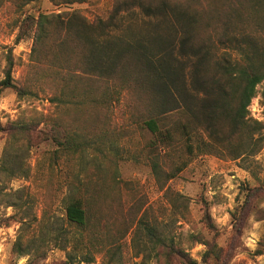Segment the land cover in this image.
I'll list each match as a JSON object with an SVG mask.
<instances>
[{
  "label": "rangeland",
  "instance_id": "obj_1",
  "mask_svg": "<svg viewBox=\"0 0 264 264\" xmlns=\"http://www.w3.org/2000/svg\"><path fill=\"white\" fill-rule=\"evenodd\" d=\"M115 2L0 0V81L12 49L13 81L24 91L0 86V264H186L173 253L168 256L174 248L198 264H264V81L248 106V116L261 123L250 129L256 128L254 147L236 156L229 140L218 144L209 137L202 109L215 96L196 89L202 55L179 50L183 26L170 15L147 16L134 7L123 11L100 39L150 47L153 35L170 40L173 51L154 53L169 52L191 93L202 122L194 132L195 153L186 152L178 135L171 146L158 144L153 150L151 143L158 140L144 124L151 117L150 98L135 87L114 92L110 104L81 111L51 100L69 93L65 81L76 87L90 82L79 62H86L85 46L76 47L69 62L33 57V18L40 12L61 13L66 27L76 11V30L107 18ZM188 2L203 10L198 34L212 39L214 58L264 62V0L226 23L212 14L223 7L222 17L233 16L236 6L228 0ZM225 29L228 34L221 38ZM40 50L49 51L46 46ZM95 88L103 91L105 83ZM178 97L175 109L164 116L167 126L187 118ZM53 135L82 141L86 150L65 152ZM155 153L162 172L158 179L151 167ZM183 161L186 167L176 172ZM74 186L87 191L86 227L66 216ZM151 225L168 239L158 256L146 230ZM209 248L219 257L205 260Z\"/></svg>",
  "mask_w": 264,
  "mask_h": 264
},
{
  "label": "trees",
  "instance_id": "obj_2",
  "mask_svg": "<svg viewBox=\"0 0 264 264\" xmlns=\"http://www.w3.org/2000/svg\"><path fill=\"white\" fill-rule=\"evenodd\" d=\"M228 1L236 6L231 12L233 16L228 12L225 17H222L223 7H216V11L212 14L213 19L226 23L225 20L230 18L231 22V18L241 17V14L248 13L250 9L259 6V0ZM134 7H138L147 16L160 18L163 15H170L183 26L184 35L179 50L192 52L195 55L201 53L194 83L196 89H202L205 94L215 96L206 102L202 109L209 137L218 144L226 143L229 140L228 145H233L234 151L232 152L236 156H240L241 152H245L243 150L249 146L254 147L256 139H253L252 135L256 128L250 129L261 123L248 116V106L256 95L257 85L264 81V62L245 59L231 63L214 58L212 39L208 36L199 38L198 34V24L203 10L193 6L188 0H116L107 18H99L88 23L89 26L76 30H74L72 22L73 19L79 17L76 11L72 13V19L65 25L66 27L62 23L61 13L40 12L36 18H33V57L42 58L41 60L50 58L51 62L61 59L64 62H69L68 56L75 51L76 47L83 44L86 62L82 61V64L81 60L79 62L81 68L90 77V82L80 87L71 85L70 81H65L63 88L68 89L69 93H66V96L63 94L64 98L52 97L51 100L61 102L65 104V107L69 105V109L81 111L99 104H110L114 100L115 93L120 95L119 89L135 87L148 94L150 98L147 106L151 111V117L144 119V124L158 140V143H151L153 150L157 148L158 144H162L163 148L171 146L177 141L178 135L184 140L183 145L186 152L189 155L195 153L194 132L202 125V122L198 111L193 109L190 101L191 93L182 84L179 67L170 61L169 52L162 55L154 53V51H173L170 40L165 39L162 34L153 35L150 47L139 41L127 42L121 46L113 42L112 39H100L107 29L115 26L123 11ZM245 9L248 11H244ZM95 31L100 32L99 36L95 35ZM227 34L225 29L221 33V38ZM44 46L49 51H41L40 49ZM60 51H63L62 55H59ZM13 63L12 49H9L5 77L0 81V86L3 88L13 87L22 93L23 89L13 81ZM100 81L105 83L103 91L95 88ZM116 86L118 88H115ZM178 95L186 105L187 118L178 121L173 126H167L164 124V116L175 109L173 104H178ZM26 124L18 125V127L26 128ZM223 125L227 126L226 130L222 128ZM0 130H4L1 122ZM53 138L65 149V152L72 154L75 151H80L83 153L86 150V145L82 141L73 139L72 141L69 138L60 139L56 135H53ZM233 139L236 140L235 144L232 143ZM248 139L251 141L249 142ZM206 149L208 150L209 147L206 146ZM158 155L159 153H155L151 156L152 171L157 179L162 174ZM185 162L183 161L177 166L176 172L186 167ZM175 174L172 173L173 176ZM73 189L75 192L66 205V216L71 223L86 227L89 223L87 191L84 190V193H80L81 189L77 186H74ZM146 230L153 249L156 250L155 255L158 256L161 249L169 246L168 239L166 236L158 234L154 225L147 227ZM172 253L186 264H198L195 259L181 249H172L168 256H171ZM213 256L219 257L216 249L209 248L205 253V260Z\"/></svg>",
  "mask_w": 264,
  "mask_h": 264
}]
</instances>
